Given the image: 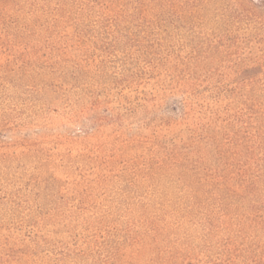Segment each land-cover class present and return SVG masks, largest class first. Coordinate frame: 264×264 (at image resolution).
Returning <instances> with one entry per match:
<instances>
[{"label": "rangeland", "instance_id": "374dc122", "mask_svg": "<svg viewBox=\"0 0 264 264\" xmlns=\"http://www.w3.org/2000/svg\"><path fill=\"white\" fill-rule=\"evenodd\" d=\"M0 264H264V0H0Z\"/></svg>", "mask_w": 264, "mask_h": 264}]
</instances>
